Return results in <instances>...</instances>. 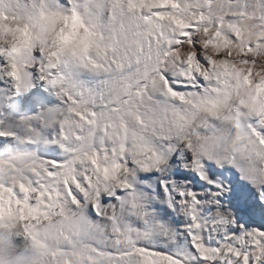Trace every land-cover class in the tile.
Returning <instances> with one entry per match:
<instances>
[{
	"label": "snow or ice",
	"instance_id": "snow-or-ice-1",
	"mask_svg": "<svg viewBox=\"0 0 264 264\" xmlns=\"http://www.w3.org/2000/svg\"><path fill=\"white\" fill-rule=\"evenodd\" d=\"M0 264H264V0H0Z\"/></svg>",
	"mask_w": 264,
	"mask_h": 264
}]
</instances>
